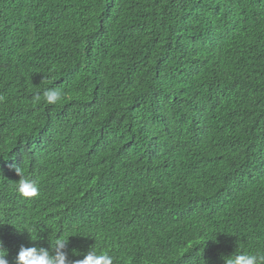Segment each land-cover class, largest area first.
I'll use <instances>...</instances> for the list:
<instances>
[{"label": "trees", "instance_id": "obj_1", "mask_svg": "<svg viewBox=\"0 0 264 264\" xmlns=\"http://www.w3.org/2000/svg\"><path fill=\"white\" fill-rule=\"evenodd\" d=\"M59 236L71 261L264 252V0H0V240L15 264Z\"/></svg>", "mask_w": 264, "mask_h": 264}, {"label": "clouds", "instance_id": "obj_2", "mask_svg": "<svg viewBox=\"0 0 264 264\" xmlns=\"http://www.w3.org/2000/svg\"><path fill=\"white\" fill-rule=\"evenodd\" d=\"M62 97L63 93L59 87L48 88L43 93L44 101L48 105L57 104L62 100ZM36 100L39 102L40 97L37 96ZM15 171L20 176L16 187L18 194L28 200L39 197L38 182L25 176L23 169L18 166ZM29 234L34 239L32 233L29 232ZM35 239H38V237L36 236ZM67 243L68 237L62 238L59 236L54 241H51V250L39 246H22L15 257V264H113L114 262V257L109 252H98L95 248H91L83 256V259L71 261L66 251ZM6 257L7 249L4 247L3 240H0V264H9ZM223 259L224 264H264V252H243L237 250L234 255L223 257Z\"/></svg>", "mask_w": 264, "mask_h": 264}]
</instances>
